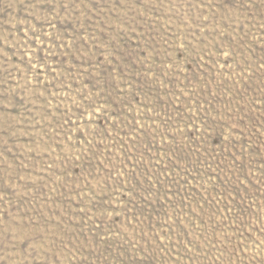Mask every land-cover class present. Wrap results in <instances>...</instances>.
<instances>
[{
    "label": "rangeland",
    "instance_id": "rangeland-1",
    "mask_svg": "<svg viewBox=\"0 0 264 264\" xmlns=\"http://www.w3.org/2000/svg\"><path fill=\"white\" fill-rule=\"evenodd\" d=\"M0 264H264V0H0Z\"/></svg>",
    "mask_w": 264,
    "mask_h": 264
}]
</instances>
